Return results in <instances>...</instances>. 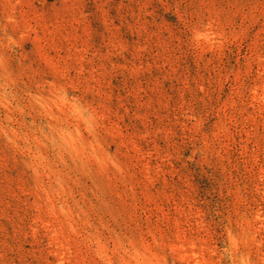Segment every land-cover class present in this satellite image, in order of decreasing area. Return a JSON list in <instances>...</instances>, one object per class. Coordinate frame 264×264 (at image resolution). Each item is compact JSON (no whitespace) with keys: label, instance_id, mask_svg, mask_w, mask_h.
<instances>
[{"label":"rangeland","instance_id":"rangeland-1","mask_svg":"<svg viewBox=\"0 0 264 264\" xmlns=\"http://www.w3.org/2000/svg\"><path fill=\"white\" fill-rule=\"evenodd\" d=\"M0 264H264V0H0Z\"/></svg>","mask_w":264,"mask_h":264}]
</instances>
